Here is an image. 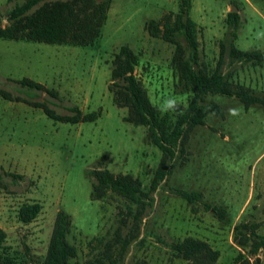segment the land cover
Segmentation results:
<instances>
[{
    "label": "rangeland",
    "instance_id": "obj_1",
    "mask_svg": "<svg viewBox=\"0 0 264 264\" xmlns=\"http://www.w3.org/2000/svg\"><path fill=\"white\" fill-rule=\"evenodd\" d=\"M232 1L192 0L190 15L199 25V63L207 70L214 67L219 41L230 29L226 17L227 9L235 6ZM235 1L239 13L235 44L264 52V39H256V32L264 30V0ZM11 5L0 0V15ZM177 6V0H112L99 41L89 46L0 38L1 88L30 99L49 97L43 90L35 96L36 91L12 80L29 76L57 90L58 99L51 98V105L58 112H68L71 105L85 111L101 109L94 120L67 122L0 94V227L6 231L9 250L25 255L27 246L33 255L44 254L55 213L64 208L71 215L67 238L76 247L70 264L114 256L140 205L113 191L91 198L86 170L100 166L131 173L148 188L161 151L147 138L145 125L123 119L127 108L113 103L108 89L111 58L123 43L141 51L135 72L158 109L167 98L177 100L179 108L169 111L174 119L186 107L191 91L178 82L170 66L174 44L148 34L144 23ZM224 70L232 72V82L264 96V59L229 63L226 57ZM207 99L217 102L223 114L209 113L191 130L186 152L152 193L123 264L139 259L184 264L169 243L188 235L219 250L215 264H234L238 252L248 254L249 247L237 243L234 225L247 221L264 232V106L254 103L245 108L234 96ZM172 187L201 191L210 204L226 208V218H218L200 202H188ZM33 200L41 202V211L30 222L20 221L19 205ZM257 254L256 264H264L261 252ZM254 257L250 255L251 260Z\"/></svg>",
    "mask_w": 264,
    "mask_h": 264
},
{
    "label": "trees",
    "instance_id": "obj_2",
    "mask_svg": "<svg viewBox=\"0 0 264 264\" xmlns=\"http://www.w3.org/2000/svg\"><path fill=\"white\" fill-rule=\"evenodd\" d=\"M179 9L168 13L162 20H150L147 30L152 36L161 37L174 44L170 66L177 74V80L191 91L186 107L173 119L171 113H162L151 101L146 88L135 73L138 55L128 44H121L112 57L108 87L114 92V102L127 108L123 119L146 127L147 138L161 151L158 165L151 177L148 188L131 173L114 172L108 167H92L86 170L91 179V198L101 199L110 191L140 205L133 226L119 242L114 256L110 258H91L85 264H123L129 244L137 237L140 222L146 205L153 200L152 193L161 181L172 172L175 161L186 152L185 144L191 130L205 122L209 113L223 114L221 106L209 95L234 96L245 108L257 103L264 106V96L256 94L243 83L230 79L232 72L224 70L226 57L229 63L261 62L262 49H242L235 44L239 13L228 10L226 21L230 26L228 33L219 41V53L214 67L207 70L199 63L198 26L190 15L192 0H178ZM12 5L5 14L0 15V38L23 39L46 43L89 46L97 44L102 26L107 17L111 0H7ZM3 18L6 19L2 23ZM19 87L28 90L46 91L49 97L30 99L0 87V94L7 99L24 101L40 107L49 117L61 121L78 122L91 119L94 113L83 114L78 105L68 107V112H58L51 105V98L58 99V92L29 76L12 79ZM27 96H31L26 94ZM14 176L21 174L10 173ZM175 194L190 203L200 202L205 209L225 219L227 210L223 205L210 204L203 199L197 189L172 187ZM42 209L38 200L24 201L17 209V217L22 222H30ZM71 225V215L64 208H58L44 254L33 255L24 246V254L9 250L5 244L6 231L0 227V264H70L69 259L76 254V247L67 234ZM256 224L241 221L234 225V238L239 245L248 244V254L238 252L234 264H256L261 252L264 258V232L255 230ZM172 253L185 260L184 264H215L219 250L202 238L192 235L169 243ZM255 255L251 260L250 255ZM26 256V257H25ZM36 256V257H34ZM25 257V258H24ZM134 264H148L139 259Z\"/></svg>",
    "mask_w": 264,
    "mask_h": 264
},
{
    "label": "crops",
    "instance_id": "obj_3",
    "mask_svg": "<svg viewBox=\"0 0 264 264\" xmlns=\"http://www.w3.org/2000/svg\"><path fill=\"white\" fill-rule=\"evenodd\" d=\"M111 2H112V0H111ZM230 4V3H229ZM232 5L233 4H235V6H237V2L234 0V1H232V3H231ZM111 5V4H110ZM177 9L176 10H168V11H165L160 17H158V18H150V19H148V20H146L145 21V23H144V29L148 32V30H147V23L150 21V20H162L164 17H165V15L166 14H168V13H170V12H172V13H175V12H177L178 11V9H179V1L177 0ZM227 10H230V8L229 9H227ZM197 22V21H196ZM197 26H198V31H199V25H198V22H197ZM148 34H150L149 32H148ZM152 36V35H151ZM126 44V43H125ZM119 48V47H118ZM117 48V49H118ZM134 50V49H133ZM117 51V50H116ZM116 51H114L113 52V54L116 52ZM135 51V50H134ZM140 52L141 51H135V53L138 55V62L136 63V65H135V67L138 65V63H139V56H140ZM113 57V56H112ZM111 66H112V58H111ZM110 72H111V70H110ZM136 73V72H135ZM137 75V74H136ZM139 78V77H138ZM140 79V78H139ZM141 80V79H140ZM142 82V81H141ZM145 87V86H144ZM108 89H109V91H111V93H112V101H113V103L114 104H116L115 102H114V92H113V90H111L109 87H108ZM117 105V104H116ZM118 106V105H117ZM100 112H101V109L100 108H98V109H94V110H87V111H85V110H82V113L83 114H88V113H94L95 114V116L93 117V118H91V119H82V120H80V121H87V120H94V119H96L99 115H100ZM79 122V121H78Z\"/></svg>",
    "mask_w": 264,
    "mask_h": 264
},
{
    "label": "clouds",
    "instance_id": "obj_4",
    "mask_svg": "<svg viewBox=\"0 0 264 264\" xmlns=\"http://www.w3.org/2000/svg\"><path fill=\"white\" fill-rule=\"evenodd\" d=\"M256 39H264V30L256 32ZM179 108V104L174 97L167 98L164 103L160 106L159 110L162 113H167L169 111L175 112Z\"/></svg>",
    "mask_w": 264,
    "mask_h": 264
},
{
    "label": "water",
    "instance_id": "obj_5",
    "mask_svg": "<svg viewBox=\"0 0 264 264\" xmlns=\"http://www.w3.org/2000/svg\"><path fill=\"white\" fill-rule=\"evenodd\" d=\"M230 10H236V6L230 7Z\"/></svg>",
    "mask_w": 264,
    "mask_h": 264
}]
</instances>
